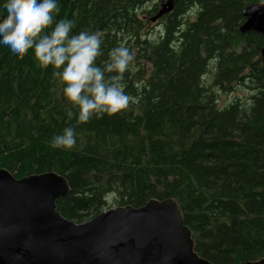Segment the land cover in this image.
<instances>
[{"label": "trees", "instance_id": "obj_1", "mask_svg": "<svg viewBox=\"0 0 264 264\" xmlns=\"http://www.w3.org/2000/svg\"><path fill=\"white\" fill-rule=\"evenodd\" d=\"M163 1L58 0L56 19L72 20L73 32L99 31L105 55L118 44L133 54L123 80L129 106L76 126L71 150L49 146L66 126L53 70L30 54L12 62L0 53V169L17 179L63 176L70 192L56 211L75 223L108 198L133 208L173 198L197 256L256 262L264 258V34L239 32L254 0H172L144 33ZM237 86L250 91L247 103L218 107L219 93Z\"/></svg>", "mask_w": 264, "mask_h": 264}, {"label": "water", "instance_id": "obj_2", "mask_svg": "<svg viewBox=\"0 0 264 264\" xmlns=\"http://www.w3.org/2000/svg\"><path fill=\"white\" fill-rule=\"evenodd\" d=\"M248 6V5H247ZM244 8L241 34H264V8ZM161 2L151 22L172 11ZM264 65V47L260 49ZM54 172L15 178L0 169V264H212L197 256L193 233L173 198L109 208L74 223L56 211L70 188ZM242 264H264V258Z\"/></svg>", "mask_w": 264, "mask_h": 264}, {"label": "clouds", "instance_id": "obj_3", "mask_svg": "<svg viewBox=\"0 0 264 264\" xmlns=\"http://www.w3.org/2000/svg\"><path fill=\"white\" fill-rule=\"evenodd\" d=\"M261 8L264 0H254L247 11ZM58 12V0H0V53L12 62L30 54L38 67L53 70L66 105V126L49 146L67 151L77 142L76 126L127 109L131 98L123 80L133 54L118 44L105 55L99 31L73 32V21L56 19Z\"/></svg>", "mask_w": 264, "mask_h": 264}, {"label": "rangeland", "instance_id": "obj_4", "mask_svg": "<svg viewBox=\"0 0 264 264\" xmlns=\"http://www.w3.org/2000/svg\"><path fill=\"white\" fill-rule=\"evenodd\" d=\"M159 3L161 4V2H159ZM145 7L148 8V4ZM145 7L143 8V10L146 9ZM186 17L188 18V20H193V16L191 14L190 15H187ZM140 18L142 19L143 16L141 15ZM157 26H158L157 23H154V22H151L150 21L149 24L146 25V27L144 28L143 31H144V33H146V31H148V32L151 31V33H153L155 31V28ZM218 96L219 97H218V101H217V106L218 107H222V106L228 104L229 102L233 101L234 99H239L243 103H247L246 101H248V99H249L250 91L246 87H244V86H237L236 89H234L232 92H230L228 94L219 93ZM107 200H108L107 206L105 208H102L103 210H101L100 212L105 211V210H107L109 208H115V207H117V206L114 205V203H112V201L110 200V198H108ZM96 215L97 214H95V213H90L83 220V222H87V221L89 222V220H91Z\"/></svg>", "mask_w": 264, "mask_h": 264}, {"label": "flooded vegetation", "instance_id": "obj_5", "mask_svg": "<svg viewBox=\"0 0 264 264\" xmlns=\"http://www.w3.org/2000/svg\"><path fill=\"white\" fill-rule=\"evenodd\" d=\"M145 4H148V1H147ZM143 18L145 19L146 17H145V16H143Z\"/></svg>", "mask_w": 264, "mask_h": 264}]
</instances>
